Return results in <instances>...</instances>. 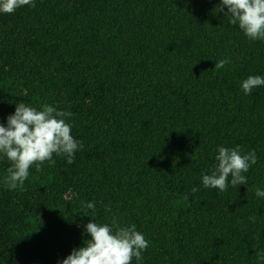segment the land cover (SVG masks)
Listing matches in <instances>:
<instances>
[{
	"label": "trees",
	"instance_id": "trees-1",
	"mask_svg": "<svg viewBox=\"0 0 264 264\" xmlns=\"http://www.w3.org/2000/svg\"><path fill=\"white\" fill-rule=\"evenodd\" d=\"M35 3L0 14V123L49 104L73 114L84 148L16 190L0 156V264H60L91 238L90 202L98 223L150 241L140 264H264V86L241 90L264 77V41L221 0ZM221 146L255 150L247 185L203 187Z\"/></svg>",
	"mask_w": 264,
	"mask_h": 264
},
{
	"label": "clouds",
	"instance_id": "clouds-1",
	"mask_svg": "<svg viewBox=\"0 0 264 264\" xmlns=\"http://www.w3.org/2000/svg\"><path fill=\"white\" fill-rule=\"evenodd\" d=\"M26 6L35 8V0H0V14L11 15ZM220 12L229 17L231 25H238L249 41H264V0H221ZM229 63L230 59H220L215 63V69H223ZM261 86H264V77L249 76L242 81L241 90L245 95H251ZM72 115L49 104H43L38 110L20 102L14 114L7 117V126L0 123V156L11 165L4 178L8 190L22 187L31 168L41 172L45 163L54 166V157H61L68 164L74 162L75 154L82 151L84 145L72 135L73 124L69 122ZM215 161L210 174L202 175V185L205 189L226 192L229 185L248 184L246 173L257 164L258 157L255 150L245 154L240 146H221ZM198 191V188L192 189L193 193ZM255 194L264 198V190L259 187ZM95 208V202L86 203L81 212L95 221L87 223L84 229L91 238L86 239L83 246L73 249L60 264H132L133 259L140 264L150 241L135 224L121 226L115 220L111 224L98 223L94 211L89 215V210ZM250 219L254 222V218Z\"/></svg>",
	"mask_w": 264,
	"mask_h": 264
}]
</instances>
